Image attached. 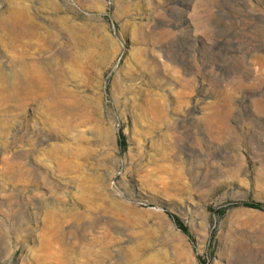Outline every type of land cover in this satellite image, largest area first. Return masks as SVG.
Instances as JSON below:
<instances>
[{
	"label": "rangeland",
	"instance_id": "rangeland-1",
	"mask_svg": "<svg viewBox=\"0 0 264 264\" xmlns=\"http://www.w3.org/2000/svg\"><path fill=\"white\" fill-rule=\"evenodd\" d=\"M247 201L264 0H0V264H264Z\"/></svg>",
	"mask_w": 264,
	"mask_h": 264
},
{
	"label": "trees",
	"instance_id": "trees-1",
	"mask_svg": "<svg viewBox=\"0 0 264 264\" xmlns=\"http://www.w3.org/2000/svg\"><path fill=\"white\" fill-rule=\"evenodd\" d=\"M235 205H244L247 207L264 210V203H262V202L247 201V202H242L241 204H235ZM225 212H226V208H223V209L219 210L218 213L220 215H224ZM172 217L174 218V220H175L176 224L179 226V228H181L183 230V232L188 234L189 232H188L187 226L178 217H176V216H172Z\"/></svg>",
	"mask_w": 264,
	"mask_h": 264
}]
</instances>
